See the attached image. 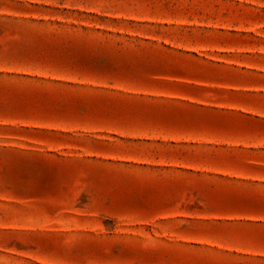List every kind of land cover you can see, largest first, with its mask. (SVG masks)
I'll use <instances>...</instances> for the list:
<instances>
[{
    "label": "rangeland",
    "instance_id": "obj_1",
    "mask_svg": "<svg viewBox=\"0 0 264 264\" xmlns=\"http://www.w3.org/2000/svg\"><path fill=\"white\" fill-rule=\"evenodd\" d=\"M0 264H264V0H0Z\"/></svg>",
    "mask_w": 264,
    "mask_h": 264
}]
</instances>
